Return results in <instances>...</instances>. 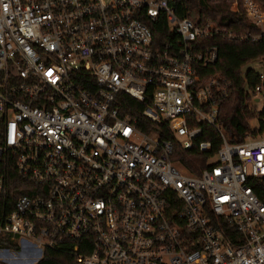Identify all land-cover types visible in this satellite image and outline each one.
Wrapping results in <instances>:
<instances>
[{
	"label": "built area",
	"instance_id": "built-area-1",
	"mask_svg": "<svg viewBox=\"0 0 264 264\" xmlns=\"http://www.w3.org/2000/svg\"><path fill=\"white\" fill-rule=\"evenodd\" d=\"M226 1L260 34L179 16L171 0H0V240L41 255L72 241L77 264H264V119L230 143L229 84L198 73L214 39L264 34L257 1ZM202 125L220 144L195 175L173 157L211 152ZM17 175L36 186L11 200Z\"/></svg>",
	"mask_w": 264,
	"mask_h": 264
},
{
	"label": "trees",
	"instance_id": "trees-1",
	"mask_svg": "<svg viewBox=\"0 0 264 264\" xmlns=\"http://www.w3.org/2000/svg\"><path fill=\"white\" fill-rule=\"evenodd\" d=\"M255 1L264 8V0ZM170 3L177 15L184 16L187 14L186 10L189 7L194 8L203 17L211 19L218 26L237 37L244 36L247 33L253 36L260 34V30L248 22L243 15L231 12L229 10L230 4L226 0H171ZM150 29L153 31L156 40L159 35L162 36L166 31L164 26H150ZM213 42L218 46V58L213 65L200 69L198 73L203 79L220 78L229 84L228 94L218 104V120L230 143L241 142L244 140L246 133L250 132L249 121L256 117L261 122L264 119V109L255 113L248 106L250 100L248 90L259 81V76L252 69L245 70L247 65L258 62L262 65L264 71V34L255 41L232 39L225 36L223 38L218 37ZM121 98L125 103L134 104V100L128 96H121ZM139 106L142 107L144 104ZM202 128L201 140L212 142L211 152L201 154L193 149L186 153L175 147L173 157L175 161L177 160L180 165L195 175L199 174V169L208 157L215 154L220 144L216 130L206 125H202ZM143 130L147 129L144 128ZM163 137L168 138L164 135ZM13 177H15V174ZM15 182L16 185L9 188L11 200L24 193L32 195L31 189L36 186V182L18 175ZM254 192L264 203V182L254 186ZM73 244L72 241H64L56 248L45 249L35 264H77L69 248ZM0 245L17 247L4 237L0 240ZM0 264L4 263L0 262Z\"/></svg>",
	"mask_w": 264,
	"mask_h": 264
},
{
	"label": "rangeland",
	"instance_id": "rangeland-1",
	"mask_svg": "<svg viewBox=\"0 0 264 264\" xmlns=\"http://www.w3.org/2000/svg\"><path fill=\"white\" fill-rule=\"evenodd\" d=\"M246 69H252L257 73L262 72V67L258 62H253L246 66ZM261 102L258 103V108H260ZM251 127L257 126V119L249 121ZM16 248L6 247L0 245V262L4 264H35V262L42 256L40 252L36 250L29 249L24 245H18L15 242ZM4 249H9L8 251Z\"/></svg>",
	"mask_w": 264,
	"mask_h": 264
}]
</instances>
